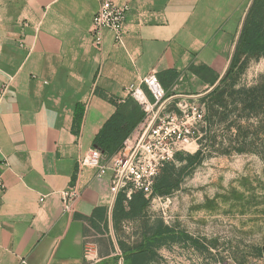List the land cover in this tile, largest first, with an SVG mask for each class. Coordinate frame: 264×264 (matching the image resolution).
<instances>
[{"label": "crops", "instance_id": "0c3cea01", "mask_svg": "<svg viewBox=\"0 0 264 264\" xmlns=\"http://www.w3.org/2000/svg\"><path fill=\"white\" fill-rule=\"evenodd\" d=\"M101 1L0 0V264H114L100 233L112 221V174L80 159L150 71L172 100L215 87L252 2L113 0L128 8L122 42L106 29L96 47ZM138 107L142 119L118 151L102 149L106 160L146 129ZM68 187L80 191L71 212L61 200Z\"/></svg>", "mask_w": 264, "mask_h": 264}, {"label": "rangeland", "instance_id": "374dc122", "mask_svg": "<svg viewBox=\"0 0 264 264\" xmlns=\"http://www.w3.org/2000/svg\"><path fill=\"white\" fill-rule=\"evenodd\" d=\"M259 18L264 28V6ZM262 82L264 54L243 49L226 81L202 96L168 103L164 116L177 122L192 106L203 109L201 120L192 121L197 139L181 144V160L175 153L160 168L157 176L173 164L168 194L148 195L145 212L115 228L107 220L100 233L112 240L114 264H264V112L247 117L241 110L247 94L240 92ZM201 143L246 151H213L183 168Z\"/></svg>", "mask_w": 264, "mask_h": 264}, {"label": "built area", "instance_id": "2783aa9c", "mask_svg": "<svg viewBox=\"0 0 264 264\" xmlns=\"http://www.w3.org/2000/svg\"><path fill=\"white\" fill-rule=\"evenodd\" d=\"M128 8L118 6L113 0H102L93 18L90 35L96 47H102L104 30H112L117 43L122 42L125 32ZM129 94L146 113L148 125L133 144L110 159H105L104 152L97 146L80 159V167L97 168V175L111 172V189L114 198L120 191H125L128 198L134 191L141 190L146 196L151 195L155 177L165 162L172 160L183 142L196 141L199 132L194 128L193 120L200 121L203 109L191 107L192 114L185 115L183 122L164 116V109L172 100L155 70L139 77L128 88ZM192 119V120H191ZM0 179V186H3ZM80 196L76 187L61 191L62 208L66 212L74 209V203Z\"/></svg>", "mask_w": 264, "mask_h": 264}, {"label": "trees", "instance_id": "16d2710c", "mask_svg": "<svg viewBox=\"0 0 264 264\" xmlns=\"http://www.w3.org/2000/svg\"><path fill=\"white\" fill-rule=\"evenodd\" d=\"M264 6V0H253L248 13L245 17L242 29L240 31L237 44L234 50V54L230 63L227 73L221 79V81H226L231 72L236 67L239 60L240 53L243 49H249L252 52L264 54V28L263 22L260 20V14ZM262 32V34H259ZM241 93L247 94V97L243 99L244 106L242 111L248 110L249 117L253 114H259L264 112V83H260L257 87L252 89H246L240 91ZM133 101H137L131 97L125 103H117L116 112L106 121L101 131L95 138L96 145L102 150L106 151L108 154H113L120 146L123 144L126 137L132 132L136 124L142 119L143 113L140 111L139 105H133ZM259 102V104H257ZM258 109V111H255ZM262 109V110H261ZM206 144L201 143L200 148L192 155L188 156L187 162L183 168L188 165L195 163H200L213 151H217L220 154H228L232 150L236 152H245L244 147H234V148H207ZM208 151V152H207ZM175 157L177 159H182V154L176 153ZM170 164L164 169L161 176H157L154 180L151 197L156 194H168L172 186V167ZM150 201L145 193L141 190L134 191L131 198L127 197L125 191H120L116 196L114 207L112 210V222L114 228L125 219H133L141 216Z\"/></svg>", "mask_w": 264, "mask_h": 264}, {"label": "water", "instance_id": "95a60500", "mask_svg": "<svg viewBox=\"0 0 264 264\" xmlns=\"http://www.w3.org/2000/svg\"><path fill=\"white\" fill-rule=\"evenodd\" d=\"M116 198V197H115Z\"/></svg>", "mask_w": 264, "mask_h": 264}]
</instances>
